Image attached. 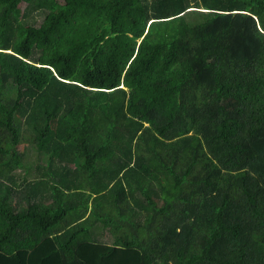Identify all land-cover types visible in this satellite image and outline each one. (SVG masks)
I'll list each match as a JSON object with an SVG mask.
<instances>
[{"label":"trees","instance_id":"trees-1","mask_svg":"<svg viewBox=\"0 0 264 264\" xmlns=\"http://www.w3.org/2000/svg\"><path fill=\"white\" fill-rule=\"evenodd\" d=\"M0 264H264V0H0Z\"/></svg>","mask_w":264,"mask_h":264},{"label":"rangeland","instance_id":"rangeland-1","mask_svg":"<svg viewBox=\"0 0 264 264\" xmlns=\"http://www.w3.org/2000/svg\"><path fill=\"white\" fill-rule=\"evenodd\" d=\"M21 7H24V4H21ZM19 148H20L21 150H23V149L27 150V145H26V144H21V145L19 146ZM28 148H29V147H28Z\"/></svg>","mask_w":264,"mask_h":264}]
</instances>
